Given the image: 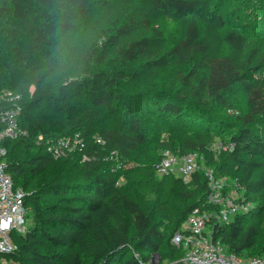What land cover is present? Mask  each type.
Listing matches in <instances>:
<instances>
[{
    "label": "trees",
    "instance_id": "obj_1",
    "mask_svg": "<svg viewBox=\"0 0 264 264\" xmlns=\"http://www.w3.org/2000/svg\"><path fill=\"white\" fill-rule=\"evenodd\" d=\"M91 3L98 9L87 18ZM209 8L207 0H0V96L26 93L34 85L30 97L20 101L26 137L4 142L6 171L26 195L29 223L16 240L14 257L21 264H147L154 254H163L169 262L182 258L183 250L171 243L172 236L194 208L213 210L206 205L203 172L193 173L186 182L175 176L159 179L153 164L116 175L107 162L124 163L147 141L139 109L159 101L160 113L191 130L176 141L167 134L162 153L197 152L206 166L228 177L250 205L229 222L214 223L213 239L228 254L244 258L256 251L255 257L264 258V35L249 39L236 30L223 33V20L209 17ZM164 11L181 19L176 43L159 54L166 38L154 21ZM64 18L85 24L81 51L77 53L70 38L67 43L82 66L92 70L72 76L67 67L40 63L59 26L73 28L69 22L54 23ZM223 45L229 49L225 54ZM170 64L174 75L166 89L151 94L158 73ZM37 69L39 78L31 76ZM46 82L53 93L42 86ZM127 82L133 89L122 87ZM237 88L244 93L246 111L234 122L212 117L218 110L232 109L228 96ZM44 101L51 113L69 118L61 135L51 132L53 124L46 116L30 112ZM1 102L0 110L16 106ZM108 117H116L113 126L104 124ZM222 127L232 132L221 145L231 148L219 162L210 146L213 133ZM75 134L84 147L75 152L78 158L70 172L62 158L56 161L45 153L44 143ZM119 178L145 195L164 191L194 199L166 236L142 206L121 191ZM125 214L132 220V235Z\"/></svg>",
    "mask_w": 264,
    "mask_h": 264
},
{
    "label": "rangeland",
    "instance_id": "obj_2",
    "mask_svg": "<svg viewBox=\"0 0 264 264\" xmlns=\"http://www.w3.org/2000/svg\"><path fill=\"white\" fill-rule=\"evenodd\" d=\"M209 5V17L218 18L220 17L224 26L222 28V32H226L228 30H236L244 35H246L249 39H252L256 36L264 35V0H207ZM98 7L91 4L87 5L86 17L92 18L94 13L97 12ZM181 17L173 15L169 11H164L160 18L154 21L156 27H158L164 34L166 38V43L162 51L159 53L168 52L172 46L177 41L178 37V28ZM61 22H69L73 24V28L67 30L61 26H59L55 41L53 45L49 48H46L42 51V55L40 57V63L43 67L46 66H54V67H67L72 76L77 75L83 71L92 70L93 67H89L86 69L82 66V63L78 61L75 54L71 53V50L68 47L67 40L70 38L76 47L77 53L82 49L83 37H84V26L85 24L80 19H57L54 23L61 24ZM200 26H202V22H198ZM228 47L223 45L222 54L228 52ZM57 53V54H54ZM141 62V61H140ZM138 62V63H140ZM137 63V64H138ZM135 64L132 67H135ZM174 72L172 65L166 69L161 70L155 81L151 87V94H158L166 89L169 80L173 77ZM22 80H26L29 78L23 75H19ZM33 77L39 78L41 76L40 70H35L32 75ZM47 91L53 93L51 87L48 82L42 85ZM122 87L124 89L131 90L132 84L127 82L123 84ZM34 89V85H29L26 93L19 92H10L12 95L19 94V101L27 100L30 97L31 92ZM18 90V85L14 87V91ZM15 93V94H13ZM26 94V95H25ZM74 100V99H72ZM76 100V99H75ZM228 100L231 102L232 109L231 110H218L214 112L211 116L218 118L229 120L230 122H234V119L244 113L246 111V99L244 93L237 88L233 93L228 96ZM23 104V103H22ZM50 103L48 101H44L37 107L36 109L30 111L34 116L43 115L46 116V120L48 123H52L53 127L51 132L56 135L62 134V128L67 124L68 117L60 116L58 114H53L50 112ZM69 106V105H68ZM72 106V105H71ZM162 103L158 102L156 106H148L145 109H139V117L142 120L144 131L147 136V141L140 146L134 154H132L126 161L117 162L105 160L111 163L112 170L120 173L122 170L130 167H136L138 165H153L158 164L160 155L162 153V149L164 148L162 144V140L167 134L171 135V138L176 141L180 139L182 136L188 135L191 130L183 125L175 123L170 117L166 116L165 113H160V107ZM116 117H108L105 119L104 124L107 126H113L115 124ZM231 129L229 127H222L218 132L213 133V143L210 146L211 151L217 155V161H224L226 153L221 149V143L229 136L231 133ZM63 138V137H61ZM76 147V146H75ZM75 147L68 154L65 152L61 158L63 162L66 164L64 167L65 170H72L76 158L78 155H75V152L78 149ZM19 156V158H25V154L23 152H15ZM74 157L71 160V155ZM60 159V158H59ZM59 159H56L59 160ZM68 159V160H67ZM230 183V182H229ZM118 186L121 191L128 193V195L137 201L142 208L146 211L147 215L152 220L155 228L161 232H163L166 236L169 235L170 230L174 229L177 226L178 221L180 222L181 212L193 201V197L191 199H185L183 196L178 194H168L164 191H159L155 194L145 195L137 190L134 185L125 184L124 180L121 178L118 179ZM235 191L231 185L228 187ZM240 193L234 192V197L240 196ZM129 224H130V235L133 234L132 231V220L129 216L125 214ZM258 244H263V239L259 238ZM256 251L248 252L245 254L243 259H251L255 257ZM181 253L179 252L176 256L178 259ZM175 258V259H176ZM174 262V260H173ZM171 262L167 261L163 254H161V258L158 260H154L152 263L149 262L147 264H170Z\"/></svg>",
    "mask_w": 264,
    "mask_h": 264
},
{
    "label": "built area",
    "instance_id": "obj_3",
    "mask_svg": "<svg viewBox=\"0 0 264 264\" xmlns=\"http://www.w3.org/2000/svg\"><path fill=\"white\" fill-rule=\"evenodd\" d=\"M1 100L16 106L0 110V264H21L14 257L18 252L16 240L20 235L25 234L29 223L27 208L24 205L26 195L21 188L14 186L6 171L7 148L4 142L25 138L27 131L20 125L19 95L4 92L0 96V103H2ZM38 140L41 138L39 137ZM74 147L78 150L84 147V141L78 134L44 143L45 153L53 159L61 158L65 152L70 153ZM221 147L219 152L221 149L229 150L231 145H221ZM82 158L87 159L86 155ZM199 171H202L206 178V205L211 206L213 210L196 207L190 212L171 238V243L183 250V256L179 261L170 264L178 262L182 264H264L262 257L247 260L228 254L225 246L212 237L211 228L214 223L229 222L233 217L244 214L250 209V205L246 203L241 193L238 198L234 197V192H239L228 177L219 176L212 167L206 166L203 156L197 152L179 156L165 150L156 165L158 177L175 176L185 182L193 173ZM229 185L234 186L235 191L229 189ZM158 259V254H154L151 263Z\"/></svg>",
    "mask_w": 264,
    "mask_h": 264
},
{
    "label": "crops",
    "instance_id": "obj_4",
    "mask_svg": "<svg viewBox=\"0 0 264 264\" xmlns=\"http://www.w3.org/2000/svg\"><path fill=\"white\" fill-rule=\"evenodd\" d=\"M158 177V176H157ZM159 179H162L163 177H158Z\"/></svg>",
    "mask_w": 264,
    "mask_h": 264
},
{
    "label": "clouds",
    "instance_id": "obj_5",
    "mask_svg": "<svg viewBox=\"0 0 264 264\" xmlns=\"http://www.w3.org/2000/svg\"><path fill=\"white\" fill-rule=\"evenodd\" d=\"M54 54H57V53H54Z\"/></svg>",
    "mask_w": 264,
    "mask_h": 264
}]
</instances>
